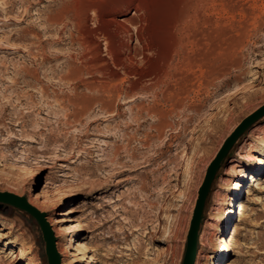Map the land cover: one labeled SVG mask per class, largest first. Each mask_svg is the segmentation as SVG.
I'll list each match as a JSON object with an SVG mask.
<instances>
[{
  "label": "rangeland",
  "instance_id": "obj_1",
  "mask_svg": "<svg viewBox=\"0 0 264 264\" xmlns=\"http://www.w3.org/2000/svg\"><path fill=\"white\" fill-rule=\"evenodd\" d=\"M136 7L144 41L134 37V60L117 62L94 9L100 17L130 18ZM48 15L63 23L52 26ZM87 16L86 40L77 20ZM43 52L50 55L46 61ZM67 61L93 68L62 79ZM263 62L264 0H0V124L13 126L7 122L18 116L28 127L0 135V192L35 196L47 217L63 219L58 226H76L56 237L67 264H183L210 163L235 127L264 105ZM25 68L37 69L38 81L17 74ZM110 74L117 75L123 95L113 99V107L103 111L93 100L81 121L69 118V98H109L85 82L98 85ZM158 76L164 79L155 86ZM152 107L165 115H155ZM24 131L26 140L10 143L12 133L19 137ZM117 161L134 166L117 173L124 168ZM230 208L232 217L218 231ZM143 220L149 226L139 229ZM164 230L175 232L174 241L165 240ZM221 237L233 238V248L220 263L264 264V115L219 163L201 213L194 264L199 251L202 264L207 254L208 264L219 263ZM78 242L91 251L80 253ZM20 244L31 253L15 259ZM88 254L98 260L88 263ZM30 259L48 264L40 224L27 211L0 202V264Z\"/></svg>",
  "mask_w": 264,
  "mask_h": 264
},
{
  "label": "bare ground",
  "instance_id": "obj_2",
  "mask_svg": "<svg viewBox=\"0 0 264 264\" xmlns=\"http://www.w3.org/2000/svg\"><path fill=\"white\" fill-rule=\"evenodd\" d=\"M98 7V6H97ZM101 10V9H100ZM136 13H134L133 16H131L130 18H118L117 16H109V18H104V17H100V13L101 11H99V9L95 8L94 9V13L96 16H98L99 18L97 19L99 25H100V30L102 32V34L105 36V39L107 41V50H108V54L109 56L117 61V62H121L123 61L124 58L126 57H129V59H132L134 60V56H136V53L138 52V48L136 46L133 47V44H132V40L134 37H136L137 39V42H142L144 41V37L142 36L141 34V26L139 24V22L134 18L135 15L138 14V12L140 11V9L138 7H136ZM103 13V12H102ZM105 14V13H104ZM62 15V14H61ZM60 15V16H61ZM64 15V14H63ZM65 17V16H64ZM47 21L52 23V26H53V23H59V24H62L63 23V18L61 17H57V16H54V15H48L47 16ZM65 19V18H64ZM77 20V19H76ZM88 20H89V16H87L84 20H77V24L79 25L80 28H83V30H81V33H82V36L85 38L86 35L89 33L90 29H89V26H88ZM76 22V21H75ZM72 23V21H71ZM62 26V25H61ZM98 26V25H97ZM119 28L121 31L120 33L118 32H114L115 29L113 28ZM37 33V32H36ZM35 33V34H36ZM144 33V32H143ZM121 34L125 35L124 38L122 39L120 36ZM88 37V36H87ZM57 38V37H56ZM86 39V38H85ZM87 40V39H86ZM89 40V39H88ZM96 40V39H95ZM73 41V40H72ZM85 41V40H84ZM90 41V40H89ZM181 42V41H180ZM88 43V42H87ZM90 43V42H89ZM88 43V44H89ZM91 44V43H90ZM182 44V43H181ZM179 45V44H178ZM177 45V46H178ZM184 45V44H183ZM121 48L122 49V52H124V56L123 54H121V52H118L116 51L117 48ZM29 48V47H28ZM42 48V47H41ZM43 49V48H42ZM120 49V51H121ZM44 51V50H43ZM106 51V49H105ZM146 53V52H145ZM28 54V53H27ZM48 54V53H47ZM47 54H45V52L42 53V56H43V59L46 61L49 56L47 57ZM107 54V55H108ZM148 54V53H147ZM150 54V53H149ZM54 55V54H53ZM58 56V54H57ZM67 56V55H66ZM75 56V55H74ZM38 57V56H37ZM72 58V57H71ZM73 59V58H72ZM141 59V58H140ZM74 60V59H73ZM111 60V59H110ZM68 62V61H67ZM103 62V61H102ZM113 62V61H112ZM91 63V62H90ZM81 64V62H80ZM87 64V63H86ZM94 64V63H93ZM121 64V63H120ZM264 64V62H263ZM37 65V64H36ZM102 65V64H101ZM98 66V65H97ZM120 67V66H119ZM22 68V67H21ZM93 68V65L92 64H88V65H83L82 67L76 65L75 63L69 61L65 66H63L61 69L62 71L65 72V74L63 75V77H61L62 79H66V80H73L75 78H77L76 76L79 75L81 72H84L86 71L87 73H91V70ZM46 69V68H45ZM44 69V70H45ZM103 69V68H102ZM219 69V68H218ZM51 72H55V69H50ZM47 71H44V75H47ZM104 71V70H103ZM19 72V71H18ZM18 75H21V77H24L26 75H31L34 79H37V74H38V71L37 69H22L20 70L21 73H18ZM123 72V71H122ZM23 73V74H22ZM43 73V72H42ZM93 73V72H92ZM217 74V73H216ZM62 75V74H61ZM92 75V74H91ZM165 75V74H164ZM163 75V76H164ZM2 76V75H1ZM41 76V75H40ZM49 76V75H48ZM52 76V75H51ZM168 76V75H167ZM166 76V77H167ZM217 76V75H215ZM17 77V76H16ZM28 77V76H27ZM30 77V76H29ZM83 77V76H82ZM86 77V76H85ZM117 77V75H114V74H110V79L108 81H105V82H101L99 83L98 85L96 84H93L92 82H89V81H86L85 84L88 88H90L91 90L92 89H96L100 92H108V95H109V98H103V97H89V96H85V95H81V97L83 98H80L79 96H76L75 97L73 96L72 98H69V101L71 102L72 106H73V109L70 111V114H69V118L73 119L74 121H81V119L83 118L82 116L87 112H89L90 108L92 107L91 106V103H93V100H96L99 102V104L101 105V108L103 111H109L112 107H113V99L117 98H121L122 95V90H120L119 88L116 87V82H115V78ZM188 77V76H186ZM20 78V77H19ZM39 78V77H38ZM189 78V77H188ZM164 78L158 76L156 77L154 80H153V85H158L160 82H162L161 80H163ZM168 79V78H167ZM167 79H165L167 81ZM184 79V78H183ZM103 80V79H102ZM28 81V80H27ZM38 81V79H37ZM80 81V80H79ZM117 81V80H116ZM125 81V80H124ZM128 81V80H127ZM164 81V83L166 82ZM191 81V80H190ZM18 81H15L14 80V83H17ZM23 82V81H22ZM26 82V81H25ZM75 82V81H74ZM73 82V83H74ZM100 82V81H99ZM187 82V81H186ZM185 82V83H186ZM70 83V82H69ZM81 83V82H80ZM184 83V84H185ZM26 84V83H25ZM123 84V83H122ZM189 84V83H188ZM129 85V84H128ZM181 88V87H180ZM45 90V89H44ZM74 90H76V86L74 87ZM179 90V89H178ZM47 91V90H46ZM164 91V90H163ZM188 91V90H187ZM169 92V91H168ZM167 92V93H168ZM173 91H171L172 93ZM186 92V91H185ZM72 93V91H71ZM170 93V92H169ZM168 93V94H169ZM177 93V92H176ZM75 94H77L75 92ZM127 94V93H126ZM161 94V93H160ZM159 94V95H160ZM158 95V96H159ZM171 96L173 95L170 94ZM168 95V96H170ZM10 96V95H9ZM155 96V95H154ZM182 96V95H181ZM12 97V96H11ZM22 97V96H21ZM108 97V96H107ZM18 98V97H17ZM20 98V97H19ZM129 98H132V97H129ZM172 98V97H171ZM174 98V96H173ZM180 98V97H178ZM22 99V98H21ZM177 99V98H176ZM175 99V100H176ZM133 100V99H132ZM173 100V99H171ZM179 100V99H178ZM20 101V100H19ZM40 101V100H39ZM67 101V100H66ZM130 101V100H129ZM160 101V100H159ZM9 102V101H8ZM21 102V101H20ZM50 102V101H49ZM61 102V101H60ZM162 102V101H160ZM177 102V101H176ZM120 103V102H119ZM118 103V104H119ZM159 104V102H157ZM7 104V103H6ZM174 104V102H173ZM35 105V104H34ZM38 106V105H37ZM36 106V107H37ZM176 105H174L175 107ZM173 107V108H174ZM152 107V110H150L151 112H153L155 115H158V116H162L165 115V110L163 108H160V107H156L154 108ZM40 109V108H39ZM38 109V110H39ZM4 111V110H3ZM167 111V110H166ZM68 113V112H67ZM3 114V113H2ZM110 114V113H109ZM252 114V113H251ZM107 115V114H106ZM112 115V114H111ZM4 117V116H3ZM86 117V115H85ZM90 117V116H89ZM2 120V116L0 117V121ZM10 120H13V122H7L9 123V125H13V126H7V124H3V126H1L0 124V135H2V133L4 132V129H8V131L10 129H13L14 126H17V127H21V129H25L27 127V124L24 120H22V118H19L17 116V118L15 119V117L13 119H10ZM27 121V120H26ZM1 123V122H0ZM34 124V123H33ZM37 124V122H36ZM160 124V123H159ZM240 124V123H239ZM238 124V125H239ZM238 125L235 127L234 131L236 130V128L238 127ZM31 126V125H30ZM163 126V124L161 123L158 127V129H161V127ZM28 128V127H27ZM20 129V130H21ZM36 129V128H35ZM41 129V128H40ZM31 130V129H30ZM11 131V130H10ZM40 131V130H39ZM233 131V133H234ZM12 133V132H11ZM10 133V134H11ZM232 133V134H233ZM35 134V133H34ZM231 134V135H232ZM230 135V136H231ZM229 136V137H230ZM12 137V138H11ZM11 142L10 143H13L15 140H26L28 137V134H26V132H22V134L18 137L17 134H11ZM22 137V138H21ZM228 137V138H229ZM26 138V139H25ZM227 138V139H228ZM10 141V139H9ZM226 142V141H225ZM11 146V145H10ZM65 146V145H64ZM66 147V146H65ZM64 148V147H63ZM116 148V147H115ZM116 151L114 152L115 155L118 157L120 156L119 154V148H116L115 149ZM72 154V153H71ZM135 155V154H134ZM120 158V157H119ZM216 158V157H215ZM214 158V159H215ZM132 161V163L130 164H135V160H136V157L132 155L131 159H129ZM121 161V160H120ZM120 161H117V162H114V164H121L123 165L124 168H120L121 171L119 170V172L117 173H121V172H127V171H130L129 170V167H133V166H128L127 165H124L122 164ZM123 161V160H122ZM130 161V162H131ZM148 161V160H147ZM150 161V160H149ZM134 162V163H133ZM212 163V162H211ZM210 163V165H211ZM137 164V162H136ZM209 165V167H210ZM118 166V165H117ZM137 166V165H136ZM208 167V169H209ZM117 168V167H116ZM119 169V167L117 168V170ZM207 169V171H208ZM207 176V172H206V175L204 177V181H205V178ZM122 180L118 181L119 183H121ZM203 181V183H204ZM202 183V185H203ZM201 185V187H202ZM235 187H238L240 185L239 182H237V184H234ZM200 187V188H201ZM179 190V188H177ZM200 191V189H199ZM11 194H14L16 196H19V197H23L21 195H18L17 193H13V192H9ZM26 197V196H25ZM24 197V198H25ZM35 197V196H33ZM33 197H30L28 199H26V202L34 207L40 214H41V218L45 224V226L47 227V230H48V233L49 235L52 236V238L54 239L53 240V245H54V250L58 256V263L59 264H67L66 263V259H65V256H66V249L61 246V243L59 241H56V237L59 236V234L62 232L64 233H73L74 229H76V226H72L71 224L70 225H65V226H58V223H61L63 221V219H60V218H53V217H50V216H46V214L43 212L42 208H41V200L37 199L36 198H33ZM198 198H199V193H198ZM198 200V199H197ZM166 201V200H165ZM196 205H197V202H196ZM196 208V206H195ZM195 208H194V211H193V215H192V219H191V224H192V221H193V217H194V212H195ZM233 209L230 208L227 210V212L224 213L223 217H222V222H221V225H227V220L230 219L232 217V213H233ZM147 218V217H146ZM145 219V218H144ZM135 220V219H134ZM143 222V223H142ZM148 220H143L141 221L142 224H138L140 225V228L139 229H142V227L148 225ZM133 223V222H132ZM136 223V222H134ZM191 224H190V227H191ZM219 227L218 231H222L223 229L225 230V227ZM149 226V225H148ZM190 229V228H189ZM136 231V229H135ZM165 232V230H164ZM163 232V233H164ZM162 233V232H161ZM166 233V232H165ZM176 236L175 232H172L171 231V234L167 235H164L165 237V240L167 241H172L173 238ZM70 241H75L73 240V238H71ZM174 241V240H173ZM169 242V243H170ZM204 241L201 243L202 245H204ZM220 244H222V249H223V253L219 259V263H216V264H222L220 263V261H222V256H224L226 254V252L230 251L231 252V249L233 248V238L231 240H228L224 237H221L220 238ZM197 248V247H196ZM78 249L80 250L79 252L80 253H83V252H88V251H91V248H89V246L85 243V242H78ZM198 251V250H197ZM13 253V252H11ZM18 255L15 257V259H21V258H24L26 257L28 254L31 253V251L29 250V248H27L24 244H20L19 245V248H18ZM197 253V252H196ZM60 255L64 256L63 258L60 257ZM197 261H196V264H202L201 263V254H200V251L198 252L197 254ZM8 257V256H7ZM207 260L206 264H208V261L212 259V256L210 254H207L204 256ZM87 258H88V263H93V262H96L98 259H97V256H95L94 254H88L87 255ZM28 264H37L35 260L33 259H30Z\"/></svg>",
  "mask_w": 264,
  "mask_h": 264
},
{
  "label": "water",
  "instance_id": "obj_3",
  "mask_svg": "<svg viewBox=\"0 0 264 264\" xmlns=\"http://www.w3.org/2000/svg\"><path fill=\"white\" fill-rule=\"evenodd\" d=\"M264 115V105L259 107L252 114L248 115L245 119H243L234 133L226 140L221 149L219 150L216 158L212 161L208 171L205 181L200 188L199 198L197 200V205L194 212L193 221L191 227L189 229V233L187 236V246L186 252L183 260V264H194L195 256H196V245H197V235H198V227L201 219V213L203 209V205L205 202V198L207 196L208 190L210 188L211 182L214 178L216 170L219 166L220 161L226 154L227 150L236 140V138L247 129L253 122H255L258 118ZM0 202L10 204L12 206L18 207L30 213L40 224L41 229L43 231L44 240L46 242V252L48 256V264H59L58 256L54 250L53 238L49 235L47 227L45 226L41 214L32 206H30L26 202V198L19 197L14 194L8 192H0Z\"/></svg>",
  "mask_w": 264,
  "mask_h": 264
}]
</instances>
